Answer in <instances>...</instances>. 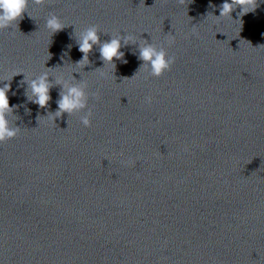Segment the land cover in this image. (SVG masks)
<instances>
[{"label": "water", "instance_id": "water-1", "mask_svg": "<svg viewBox=\"0 0 264 264\" xmlns=\"http://www.w3.org/2000/svg\"><path fill=\"white\" fill-rule=\"evenodd\" d=\"M222 3L30 2L18 30L0 31V78L44 64L67 77L92 25L102 42L132 34L175 57L153 77L129 44L104 79L94 47L73 73L88 85L90 127L88 109L38 124L45 109L27 101L24 74L0 82L21 127L0 143V264H264V0L206 19ZM50 13L66 25L53 35ZM49 80L54 112L62 86Z\"/></svg>", "mask_w": 264, "mask_h": 264}, {"label": "clouds", "instance_id": "clouds-1", "mask_svg": "<svg viewBox=\"0 0 264 264\" xmlns=\"http://www.w3.org/2000/svg\"><path fill=\"white\" fill-rule=\"evenodd\" d=\"M30 2L35 5H42L46 0H0V31L12 30L14 32L18 30V22L25 12L28 13V5ZM180 2L185 3V0H180ZM238 7L240 9L238 16L242 17L255 10L257 7V0H231V2L224 0V3L219 6V16L208 13L206 19H208L209 16L214 20H220L221 18L232 19L231 14ZM45 27L50 34L53 35L63 30L66 25L59 16L50 13L45 21ZM76 36L78 50L83 55L75 64L71 63L75 68L67 77L57 75V67L46 68L44 64V71L35 77H29L22 71H13L7 78H0V82H10L15 76L21 73L24 74L22 82L27 84L30 89V95L26 92L27 101L37 105L40 109H45L46 114L44 116H37L38 124H40L42 120H46L53 125H57L56 120L61 118L63 114L67 113L68 116H70L88 109V85L82 80L77 81L73 73H80V70H83L85 66L89 65L90 61L88 54L96 46L99 47V54L103 66L96 68L94 72H97L99 77L104 79L115 77L114 70L116 64L114 61L127 63V60L124 59L125 53L121 51V48L129 44L137 45L139 49L138 60L143 63L138 70L144 69L150 76L160 77L164 72L170 70L172 64L175 62V57L170 56L164 46H158L143 38L138 39L132 34L124 33L121 35L120 32L113 33L109 40L102 42L100 40L99 27L92 25L79 31ZM166 40L167 44L171 46L175 42V36L169 33L166 36ZM60 68L62 69L64 66ZM50 76L54 78L55 84L62 86L60 99L57 101V108L54 112L47 111L48 103L51 99L50 89L53 86V81L49 80ZM9 91L10 83H2V86H0V143L16 137L21 131V127L16 126L14 123V110L17 108V105H9ZM151 101V96L145 98L146 103H151ZM91 116L92 112L88 109L85 115L80 118V122L84 127L91 126ZM128 163L132 164L134 162L128 161Z\"/></svg>", "mask_w": 264, "mask_h": 264}]
</instances>
